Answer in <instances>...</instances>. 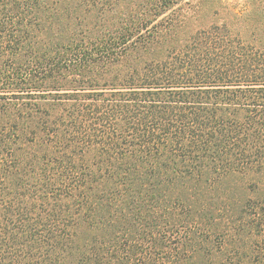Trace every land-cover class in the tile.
<instances>
[{
  "label": "trees",
  "instance_id": "obj_1",
  "mask_svg": "<svg viewBox=\"0 0 264 264\" xmlns=\"http://www.w3.org/2000/svg\"><path fill=\"white\" fill-rule=\"evenodd\" d=\"M179 2L0 0V264H264V0Z\"/></svg>",
  "mask_w": 264,
  "mask_h": 264
},
{
  "label": "rangeland",
  "instance_id": "obj_2",
  "mask_svg": "<svg viewBox=\"0 0 264 264\" xmlns=\"http://www.w3.org/2000/svg\"><path fill=\"white\" fill-rule=\"evenodd\" d=\"M180 2L172 8L176 10L180 7L179 14L184 18L191 19L186 30L181 29L179 34L184 33L185 31H190L194 27L199 25H204L208 21H213L215 19L218 24H227L228 26L234 28L241 27L238 20L233 17L234 15L245 14L246 11L251 7L252 1L255 0H179ZM253 6V5H252ZM213 13H216L214 15ZM214 16H216L214 18ZM214 18V19H213ZM244 29V27H243ZM102 30L99 28L93 29V36H100ZM235 32V31H234ZM186 34V33H185ZM92 46V45H91ZM110 64H99L97 66L92 65L88 66L86 71H89V75L93 77V72L96 73H105L110 69L117 68L116 65L109 67ZM109 67V68H108Z\"/></svg>",
  "mask_w": 264,
  "mask_h": 264
}]
</instances>
